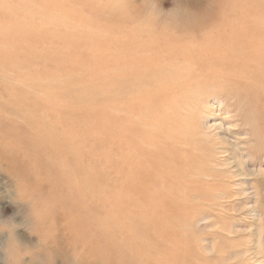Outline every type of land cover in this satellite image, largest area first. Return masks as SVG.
Returning a JSON list of instances; mask_svg holds the SVG:
<instances>
[{
	"label": "rangeland",
	"instance_id": "rangeland-1",
	"mask_svg": "<svg viewBox=\"0 0 264 264\" xmlns=\"http://www.w3.org/2000/svg\"><path fill=\"white\" fill-rule=\"evenodd\" d=\"M254 1L256 14L247 2L231 8L220 0H0V130L14 135L8 143L0 133V155L28 158L22 165L33 172L30 182L35 174L49 181L36 162L53 157L40 150L42 139L57 156L62 151L49 139L62 136L67 152L76 149L80 156V173L59 180L61 193L46 206L25 196L2 160L0 264H15V254L21 258L16 264H264V112L259 111L264 96L236 94L222 85L181 98L168 93L163 100L152 89L130 100L127 83L115 84L124 80L127 67L113 61L116 43L127 41L132 30L143 44L150 36L159 39L152 30L171 23L191 29L199 14L219 17L223 10L235 14L232 26L241 19L253 22L243 40L249 53L252 46L262 48L264 0ZM184 13L195 18L192 26L178 23ZM216 21L221 30L229 26ZM186 35L184 42L203 45L191 46L192 58H199L192 67L196 73L218 64L214 55L222 61L226 47L234 51L221 40ZM258 56L264 68L263 55ZM77 106L80 120H73ZM122 127L134 133L125 135ZM186 127L196 147L193 137L184 138ZM164 147L165 158L156 159L155 151ZM87 178L89 187H82ZM68 184L78 186L67 190L71 197L65 195ZM53 204L68 205L66 210L83 219L67 225V231L86 236L80 249L56 235L47 243L51 251L43 247L51 235L39 223L48 224L57 214ZM97 219L110 227L96 225Z\"/></svg>",
	"mask_w": 264,
	"mask_h": 264
},
{
	"label": "bare ground",
	"instance_id": "bare-ground-1",
	"mask_svg": "<svg viewBox=\"0 0 264 264\" xmlns=\"http://www.w3.org/2000/svg\"><path fill=\"white\" fill-rule=\"evenodd\" d=\"M223 1L225 4H226V2L230 3L229 5L231 6V8H234L238 5L240 6V4L247 2V3H249L251 10L253 11L252 12L253 14H256L258 11L254 0H220V3H222ZM216 3H218V2H216ZM220 3H218V4H220ZM238 10H240V9H238ZM231 11H233V10H231ZM233 13H234V11H233ZM206 14H209V13L203 12V13L199 14L197 21L195 22L196 25L194 24L195 26L191 29H188V27L183 28V26L179 27V25L174 26L171 23V24H168L165 27H162V28L157 29L155 31L152 30L154 35H157L159 37V39L156 38L155 36H150V39L144 40L145 43H143V44L141 43L140 39H137L138 37H140V35H137V32L132 30L131 33L126 35L127 41L125 39H123L124 42L118 41L116 43L115 47L118 49H116V53L114 54V60H113L114 64L116 66H119L120 63L122 62V63H124V65L127 68L125 70V72H126L125 73L126 75L124 78L125 81L122 79L120 81V83H119V81H116L115 84H116V87L119 88L121 86V83H123V84L127 83L128 89L126 90V93H125V95L127 96V99L134 100V98H132L133 95L136 96V95H139V93L145 94L146 91H150L152 89H154L156 91L157 97L160 98V100H163L168 93H171V95L180 96V98H181L182 94L189 93L191 91H199L201 89H207V88H212V87H220L222 85L223 86L226 85L225 90L232 91L236 94L238 93L241 95H253L259 99H262V96H264V68L262 66V62H259L260 59H262V58L260 56H258V53L262 54L263 59H264V46H262V48H257V49H255V46H252V48L249 49L250 50V53H249L248 47L246 45L247 42L243 41V40H245V34L246 33L248 34V31L252 28V26H250V25H253V22H252V24L250 23V25H248V24H245L246 22L243 19H241V23L235 22V24H240V25L232 26V23H229V19H232V18H230L232 15H234V17H235V14L230 13V11L223 10L222 13H220L219 17H217V13L213 14L210 17H212L214 15L215 16L213 17V19L210 22H208V23L203 22V24H200L197 26V23L201 19L205 20L207 18H210V17H205ZM260 16H264V14L262 15V11H261ZM218 18L221 20V22H223L224 24H228L229 26L225 27L224 30H221L222 28L220 29V27L223 24L217 23L216 20H218ZM38 19H39V17H38ZM194 19L195 18H193V20ZM193 20H191V18H189V15L187 13H184L182 15L181 20H180V17H178V23H180V24L183 23V24L188 25V23L190 22V25H188V26H192V24L194 22ZM211 22L214 23V27L211 26V24H212ZM255 27H256V25H255ZM255 27L253 26V28H255ZM210 29H213V30H210ZM226 29H227V31H226ZM194 30H198V31H194ZM206 31H210V33L208 32V34H207V33H205ZM192 32H194V34L204 36L203 38L206 40L210 39V40H213L214 42L221 40L226 45L232 47L233 48L232 50H234V51H230L231 48L228 49L226 47L227 50L221 51L220 57H222V61L220 59H217L218 57H216V55H214L213 61L214 62L217 61L218 64L214 63L210 66L203 67L200 70L202 72L196 73L192 67L198 63L199 58L198 57H196V59L192 58L196 54L192 50L191 46H194L193 44H195V45H197L196 47H198V46L202 47L203 45L198 44V43L184 42V39L188 37L186 34L192 33ZM239 32H240V34H238ZM127 42H128V44H127ZM131 43H133V44H131ZM28 45L30 46V44H28ZM124 48L127 50H122ZM123 54H125V56H122ZM121 57L125 58V60ZM247 59H249L250 62ZM10 64H12V63H10ZM15 77L13 79H15ZM18 79L20 80V78H18ZM224 80H227V81L223 82ZM116 90H120V89H116ZM119 93H121V92H119ZM15 94H16V92H15ZM259 103L262 105V107L260 108L259 111L264 112V103H261V102H259ZM129 106L131 107V105H129ZM42 108H43V106H42ZM57 109L58 108H56V110ZM62 109H64V107ZM74 110H75V112L73 115V120H80V115H79L80 106H77ZM43 111L44 110H42V112ZM23 112H21V113H23ZM261 112H258L257 114H262ZM24 113H26V112H24ZM23 115H25V114H23ZM36 116L40 118V116H38V115H36ZM29 118L32 119L33 117L30 116ZM20 119H22V118H20ZM24 119H26V118H24ZM40 120H41V118H40ZM35 122H37V121H35ZM39 123H40V121H39ZM116 125H118V123ZM43 127H45V126H42V128ZM45 129H46V127L44 128V130ZM47 129H49V128H47ZM121 129L125 131V135L128 133H134L133 131H128L124 127H122ZM183 129H184V138L193 137V136H191L192 132H191L190 128L186 127ZM0 133H2L1 136H3L8 141V143L14 136L8 129H1ZM60 133H62V132H60ZM57 136L60 137L61 134H59ZM52 137H53V135H52ZM48 138H50V136ZM193 139H194L193 147H196L197 146L196 138L193 137ZM14 140H15V138H14ZM49 140L52 141L53 144L56 145V148L58 147L62 151L61 153H59V155L56 156L55 152H52L53 147L50 149L51 151H49V149L47 150V148H49V147L44 144L45 141L43 139L41 140L42 146L40 147V150H42L46 154H50L53 157L48 159L47 158L48 155H47L45 158L46 159L45 161L39 162L37 160L36 162L43 169V170H41L39 175L42 177L48 178L49 181H47L45 178L36 179L37 174H35V173H34L35 179L32 178V180H34V181H32V182L29 181L31 179V175H32V174L30 175V173H33V172H30V170H28V168L26 169V167L24 168V166L22 165L29 160L28 158H24V157L22 158V157H19L16 155L12 156L9 154H5L6 156H4V154L0 155V157L1 156L3 157V159L0 158V165L2 164V160H4V163H6V166L4 169L6 174H8L9 176H13V178H16L19 181L18 185H20L21 189L24 190L25 196L30 197V198L32 197V199L34 198L33 200L36 201V204H35L36 206L37 205L38 206L48 205L49 204V197L50 198L51 197L57 198V195L59 194L58 192H60L59 190H61V187L64 185L63 182L59 181V180H63L64 182H66V181H68L67 178L70 175L80 173L79 152L76 149H75V152H71V153H69V151L67 152V146L68 145L64 141L65 138L62 136H61V138L54 137V138L49 139ZM204 140H207V139L204 137ZM19 145H21V144H19ZM26 145H28V144L27 143L24 144V146H26ZM33 147H35V146H33ZM35 148H32V149H35ZM1 152L3 153V150H1ZM57 152H58V150H57ZM139 153H140V155L146 154L142 149L139 151ZM166 153H167V149L165 147H164V149H162L160 151H155L156 159L165 158L163 154H166ZM77 155L79 156V158ZM37 168H39V167H37ZM78 183H79V187L75 186V185L68 184V187L66 188V192H65V195L67 197H69V196L71 197V193L69 195V192L67 191V190H69V191L72 190L71 188H74V187H76V189L79 188V192H80V189L82 190V188L80 187V182H78ZM61 184H63V185L61 186ZM87 184H88V186H82V187H86V188L89 187L90 181L88 180V178H87L86 183L83 185H87ZM101 190H102V188H101ZM138 190L139 189H137L136 191H138ZM76 191H78V190H75V192ZM102 192H100V194L102 193L105 195L104 191H102ZM18 196H20V195H18ZM35 197H37V198H35ZM65 197L62 199L64 200ZM78 198H79V196H78ZM63 200H62V202H63ZM106 200H107V197L105 195L104 201L106 202ZM52 201H54V200H52ZM86 202H89V201H86ZM58 203L60 204V202H58ZM73 203L72 204L74 206L76 202H73ZM67 204H68V202H67ZM80 204L83 205L84 203L83 204L80 203ZM80 204H79V207H77V211H78V208L80 211ZM103 204L105 205V203H103ZM93 205H95V204H93ZM47 207H49V206H47ZM71 207H72V205H71ZM59 208L61 209V211H64V212H61V211L58 212ZM65 208H61V207L54 205V209H57V214L54 215L50 221L48 220L50 223L47 224V223L41 222V221H40L41 223H39V227H41V225L42 226L44 225L43 230L48 229L47 232L48 233L50 232L51 236L47 237V241L44 244L46 246H43L44 248L46 247L50 251L53 249V247L50 245L52 244V239L54 241L55 235L61 237V239H63L62 241H65L67 244L71 245L73 243V245L75 247H77L78 249H80V245L83 246L84 243L87 241V238H85L86 237L85 235H84V237H80V231L79 232L67 231L68 230L67 229L68 224H70L71 226H72L71 223L79 225L80 220L83 221V219L80 216L73 215L72 213H70L71 212L70 207L68 208V209H70L69 210L70 212L68 210H66ZM85 208H88V207L86 206ZM100 209H101V207H100ZM75 210H76V208H75ZM43 211H44V208H43ZM48 211H49V209H48ZM49 213H50V211H49ZM42 214H45V213H42ZM45 216H47V215H45ZM70 216H72V217H70ZM91 217H93V216H91ZM48 218H49V216H48ZM42 219H43L42 221H44V219H47V217L42 218ZM97 220L98 221H96V222H100V220H101L100 223H96V225H99L100 227L105 226V228H106V227H110V225H111V223L110 224L108 223V226H106L107 224L105 222H102V219H97ZM48 221H46V222H48ZM103 223H105L106 225H104ZM126 225H127L126 222L119 224V226L117 228H120V232H121L120 234H122L123 229H125L124 227ZM36 227H38V226H36ZM37 230H39V229H37ZM40 231H38L37 233H40ZM66 234H67V238L65 237ZM126 234L127 233H125L123 235H126ZM41 235H43V234L41 233ZM61 239H59L58 241H60ZM65 242L63 244H65ZM47 243H49L50 245ZM58 243L62 244V242H58ZM134 245H135V243H134ZM63 246L64 245H62V247ZM55 247H56V245H55ZM120 249H123V248H121V245H120V247H118V249H116V250L114 249L115 250L114 252L120 251ZM12 250L13 249H11L10 251H12ZM25 256H27V255H25ZM13 257H14L13 262L15 264L21 263V261H20L21 258L19 256H17V254H15ZM65 257H63V258H65ZM50 258H51V256H50ZM7 261H8V259H7ZM64 261H62V262H64Z\"/></svg>",
	"mask_w": 264,
	"mask_h": 264
}]
</instances>
